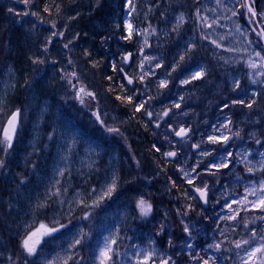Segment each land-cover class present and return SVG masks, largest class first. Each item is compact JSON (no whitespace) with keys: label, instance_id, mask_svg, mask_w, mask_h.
Returning <instances> with one entry per match:
<instances>
[{"label":"rangeland","instance_id":"374dc122","mask_svg":"<svg viewBox=\"0 0 264 264\" xmlns=\"http://www.w3.org/2000/svg\"><path fill=\"white\" fill-rule=\"evenodd\" d=\"M187 2L190 5L186 8V2L183 0L170 1V9L168 14L163 16V23L158 31L160 39L157 42V47L154 51L147 53L148 55L159 56L163 60V67L156 69V75L150 78L146 77L148 83H152V81L155 83L156 80L165 78L166 70L171 71L170 65L174 60H178L180 55L184 54L189 44L194 43L196 45V48L180 64L179 68H183L177 75L181 78L175 82V72L172 73L171 77H168L170 83L168 88L164 89L167 93L164 101L151 110L155 114L170 109L169 116L157 121L154 115L152 125L154 126L156 122L160 123L161 126L156 129L170 135H173V128L194 126L195 133L191 135L188 143L174 141L164 151H176L178 155L175 165L189 171L195 166L197 160H203L204 163L197 169L198 172H203L205 164L212 157H201L199 150L192 153L190 151L191 145L206 140L208 135L213 134V127L226 132L221 126L227 122V118H231L232 124L229 125V128L232 129V132L239 131L240 133L239 138L233 137L229 142L228 150L233 152L234 159L230 168L221 169L220 172L212 176L216 177V182L211 188V198H209V204L215 213H218V210L215 209L218 205L217 201L221 197L223 198L219 207V212L223 217L229 202L242 199L245 187H250L254 182L258 183L264 179V173L260 172L258 168V163L262 159L260 153H264V113L255 114L250 119L239 114L238 104H231L234 98L256 99L257 103L254 106H261L262 101H264V88L251 84L249 73L252 70L246 66L245 61L248 60V53L252 52L253 49L249 48L248 53H246L244 51L246 47L245 38L235 32L234 20L244 25L247 34L248 26L245 22H241L240 18L237 17H233L231 20L227 19L231 14L218 8L216 0H199L198 3L197 0H187ZM256 8L257 11L264 10V0H256ZM196 9L200 10L202 17H208L209 22L218 16L219 26L213 25L209 29L198 22V18L195 16ZM181 13L184 15L186 23H181L180 27L173 31ZM128 14V10L125 9L121 16V29L125 35H127V31L124 28V21L128 20ZM107 19L112 24L113 16ZM114 26L113 24L112 27ZM115 30L116 27L112 29V31ZM203 35H208L209 40H216L221 43L222 47L216 48L209 40L201 39ZM250 38L253 41L256 40L253 36ZM115 39L117 42L123 43L120 37H115ZM63 44L54 50L60 56L57 59L59 64L52 65L49 63L46 65L48 70L52 69L55 73L37 80L26 94L29 104L21 107L23 110L22 118L18 138L13 149L7 155L1 153V156H4L1 158L4 160V167L0 168V172L2 171L7 195L5 204L9 214L6 216V224L8 225V234L17 243L12 248H17V257L22 256L23 258L20 264H24L25 258L33 264H65V261L67 264H97L95 257L98 255L99 247L103 246L106 237L118 239L116 251L119 255L116 257V264H134V253L138 248H146L151 240L156 241L155 246L160 251L173 253L177 264H199L198 261L189 260L188 253L197 252L195 241L200 225L198 222L184 219V215H177V207L187 209L186 206L191 204L196 209V205L199 204L198 200L184 198L185 202H174L171 207L174 210L171 209L174 216H168L167 208L159 202V200L167 201L168 190L166 187L162 183L155 186L153 182L143 180L152 188L150 190L151 200L148 199L150 195L145 197L153 204L152 215L147 219H141L135 207L139 195L129 199L126 194H120L122 188H125L123 183H120L117 191L113 193L110 199L106 198L98 206L92 207L99 190L111 179L113 173H116L121 181V166L125 167L128 183L132 187L137 186L135 184L138 180L136 177L137 169L133 164L134 161H131V156H120L119 144L123 143L118 140L119 135L107 147L104 138L107 131L91 115L98 106L105 122L111 126H116L119 118L106 107L105 99H102L100 103L99 97H97V101L85 97V105L81 106L77 100L68 99L66 94L62 92L60 100L53 101L54 103L49 98L42 101V89L50 92V84L56 81L54 79L58 75L60 76L58 71L60 65V68L62 67L66 71H73L71 68L74 65L85 69L87 67L84 61L85 56L79 57L78 60H72L73 64L67 65L64 53L62 54ZM254 47L259 50V46L254 44ZM225 48L233 49V51H225ZM125 52L134 54L133 63L123 65L126 72L129 74L138 73L139 69L135 63L138 61V57H136L135 50L126 49ZM51 60L54 59L51 57ZM80 60L82 62L78 65L77 62ZM120 66H122L121 61ZM199 67L206 69V75L202 79L192 81L187 85L180 84L181 79L188 78ZM237 80H239L241 88L233 91L234 82ZM172 82H175V85H171ZM17 84L18 76L12 66L8 65V67L0 70V121H4L8 113L15 109L8 98L15 94ZM205 91H207L206 95ZM253 91L259 92L261 95L252 97ZM215 92L218 94L216 101H210V105L205 106L206 99H213L212 96ZM159 94L161 93L159 92ZM181 96L184 97L182 101L180 100ZM191 96L192 99L190 100ZM203 99L206 101L200 109L206 108V110L201 115L202 117L209 116L202 119H190L189 116L192 111L191 107H188L189 104L200 102ZM175 103H180L181 107L179 109L174 108ZM225 103H228L230 107L223 109ZM54 106L57 112L46 123L47 115L51 113ZM182 107H185L186 110H181ZM254 108L257 109V107ZM220 131L215 135H219ZM53 132V138L49 140L48 136ZM226 134L231 136V133L226 132ZM257 139L261 141L260 144L256 143ZM73 140H75L74 144ZM66 145H71V151ZM217 145L204 144L202 147H214L220 151L222 145ZM110 147L112 150L106 151ZM249 152L252 153L249 160L257 166L254 169V175L246 171L241 160V157ZM105 154L108 156L104 160ZM100 164L101 170H99ZM61 171L64 172L63 176L59 174ZM211 171L215 170L212 169ZM22 180L24 183H21ZM93 188L97 189V193L91 192ZM57 189L61 194L59 196L52 195ZM121 196L126 197L116 199ZM85 203L89 207H85ZM233 208L240 209L242 205L233 204ZM88 213H91L89 218L83 219ZM261 215L264 213L249 206L248 211H240V215L235 221L222 219L221 227L227 231L228 235L231 234L236 237L223 239L222 251L217 253L223 261L220 264H240L239 257L236 255L240 250L235 249L234 242L248 239L253 230L256 231L257 236L264 234V220L259 219ZM8 219L9 223H7ZM182 219L192 231L191 240L183 232V225L180 223ZM53 220H58L67 227L51 236H44L37 248V254L33 257H26L20 245L27 235V226L34 221L48 224ZM84 220H92L93 222L87 231ZM245 223L248 224L247 229L244 227ZM161 225L164 226L163 234L157 235ZM175 225L179 227L177 239L174 245L169 247L168 241L169 239L172 240ZM206 237L204 243L208 244ZM81 238V245L73 247L74 240ZM160 241H162L161 245ZM187 243H192L193 249H187ZM80 246H84L83 255H81ZM10 253L11 251L8 253L1 250L0 241L1 264L9 263Z\"/></svg>","mask_w":264,"mask_h":264},{"label":"snow or ice","instance_id":"6c2138e0","mask_svg":"<svg viewBox=\"0 0 264 264\" xmlns=\"http://www.w3.org/2000/svg\"><path fill=\"white\" fill-rule=\"evenodd\" d=\"M18 2L23 3L26 6V10L23 12H19L13 8H9V12H15L16 15H22L24 17H36L40 20V23H44V19L42 17V12L47 13L49 16L53 13V7L55 8L56 15H60L61 6L60 4H50L48 0H45L44 7L42 10H30L31 6L35 3V0H18ZM199 0H197V3ZM129 6H131V10L135 11L134 6L131 5V0H127ZM217 7L222 9L225 13H230L231 15L227 17V19H232L233 17L243 18L248 26L247 34L244 29V25L238 23L237 21H233L235 24V32L238 33L240 36L244 37L246 40V47L244 51L248 53V49L252 48V52L248 53V60L245 61L246 66L252 70L249 73V79L251 84L259 85L261 88H264V10L257 11L256 8V0H216ZM215 11V10H213ZM131 14V13H129ZM195 16L198 18V22L202 23L205 27L211 29L213 25L219 26V17L212 19L209 22V18L206 16H201L200 10L196 9ZM71 19H76L75 16L71 17ZM181 23H186L184 15L181 13L180 16L177 18L176 26L173 28V31H176ZM124 28L127 31L126 36H122L121 39L124 40H132L134 35L135 36H144L145 39L142 42V45L139 49V57L140 59L136 61V66L139 69V72H133L129 74L126 72L124 64L131 65L133 63L132 52L125 53L121 58V65L117 68L115 62L112 63V71L119 72L120 74V82H115L112 76H107L106 79L110 82L109 88L107 89L109 92L114 90L116 92L115 99L117 101L124 102L126 101L129 105H133V112L140 113L141 110H144V116L148 118L151 122L153 120V116L155 115L156 120H162L164 117L169 116V111L164 110L162 113H155L149 110L146 105H148L152 100L156 97L149 94L144 99H137V97L144 96L145 91L150 92V85L145 82L146 77H154L156 75V69L163 67V60L159 56L155 55H148L144 52V46L151 47L149 44V40L147 39L148 35H155L156 30L151 28L149 25L148 29H144L143 31L139 29H134L131 22L128 20L124 21ZM255 35L257 38L253 41L250 37ZM65 36V32L61 31L57 23L52 21L50 24V36L48 37L47 41L42 47L41 55H34L30 57L31 63L33 65H44L45 63L50 62L52 65H56L59 62L56 60L47 61L46 56L49 52V45L53 43V38H60L63 39ZM79 39V34L67 40L66 43L63 44L65 49H69L70 45L74 44L75 40ZM203 40H209L208 35H203L201 37ZM211 44H213L216 48H221V43L217 42L216 40H209ZM256 46H259V50H257ZM196 45L194 43L189 44L183 55L179 56L178 60H174L173 63L170 65L171 71L166 70L165 78L158 79L155 82L156 88L159 89H166L169 86V79L168 77L172 76L173 72L177 71V68L180 67L181 62L185 60V57L194 49ZM225 51H233V49L225 48ZM85 55L90 56L87 50H85ZM155 61V64L153 62ZM147 62V63H146ZM69 65L73 64V61L69 59L67 61ZM96 66V63H93V67ZM60 73V80L64 82L67 86V89L72 93V99L77 100L81 106L85 105V97L91 98L92 101H97V94L88 89L86 85L80 80L79 75L76 71H66L65 69L61 68L58 69ZM206 75V69L203 67L197 68L195 72H193L188 78L181 79L179 82L181 85H187L192 81L202 79ZM126 81V83H124ZM141 84L143 85V91L140 88H137L135 85ZM25 86L30 87L27 81H25ZM241 88V84L239 80L234 82L233 91ZM247 95V93H245ZM261 95V93L253 91L251 93L252 97H257ZM184 99L183 96L180 97L182 101ZM257 103L256 99H236L234 98L231 101L232 105H241L248 109H252L253 106ZM174 108L179 109L181 107L180 103H175L173 105ZM230 105L225 103L223 105V109L229 108ZM23 110L17 108L15 111L9 112L7 115L6 120L0 121V153L7 155L9 150L12 149L14 140L17 136L19 126L21 123ZM91 115L95 117V121L100 124L102 128H104L109 134L112 135H119L124 136L123 131L118 126H109L105 120L102 118V114L100 112L99 107L97 106L95 111H92ZM133 118H136L135 116ZM232 124L231 118H227V122L224 123L221 127L226 130L227 133H231V136L226 134L225 131H220L218 128L213 127L212 133L207 136L206 140H202L200 142L193 143L191 147L199 150V155L201 157H212V159L208 160L207 164H205L203 172H198L197 169L200 168V165L204 163L203 160H197L195 162V166L191 168V170H186L185 168L181 167L178 170L182 174V179L185 183H187L190 187L185 189L183 192L185 199L190 200H199L203 202V204H208L209 202V193L210 188L206 181L201 180L200 183H196V180L204 174L207 175H216L217 172H220L221 169H228L230 168L232 161L234 159L233 152L229 151L228 148L230 147V140L235 137L239 138L240 133L239 131L232 132V129L229 128V125ZM147 127V124L144 125ZM156 128H159L161 125L160 123L156 122L154 125ZM192 129L185 128L180 126L179 128H173L172 133L175 137L179 138L180 142L188 143L191 139L189 133ZM220 131L219 135H215ZM54 132L50 133L48 139L51 140L53 138ZM126 139V138H125ZM166 139H168L166 137ZM171 145L173 142L171 140L168 141ZM75 140H73V144ZM257 144H260L261 141L259 139L256 140ZM204 144L210 145H222L220 151H218L214 147H202ZM68 150L71 151V145H66ZM152 148L161 153L165 160L177 158V152L173 150L164 151L162 152L161 148L158 147L156 144L152 145ZM252 153H247L241 157L242 162L245 165L246 171L249 174L254 175V169L257 167L256 165L252 164V161L249 160V157ZM262 159L258 163L259 171L264 173V153H260ZM133 160H135L137 168L140 167V161L133 156ZM4 167V160L0 159V168ZM214 169L215 171H211ZM61 176L64 175V172L61 171L59 173ZM171 179V178H170ZM21 183H24L22 180ZM120 177L113 173L111 179L105 183L104 186L99 190V194L95 197L93 201L92 207L98 206V204L103 201L104 199H110L120 186ZM173 187H178L176 182L172 181ZM92 193H97V189L93 188L91 190ZM190 193H194V195H190ZM61 193L59 189L52 195L59 196ZM252 197V199H249ZM219 201H217L218 203ZM233 204L242 205L240 209H234ZM85 207H89L85 203ZM249 206L252 209H258L261 213H264V179H261L258 183L254 182L250 187H245L244 194L241 200H233L227 204V209L232 213L231 215H225L221 217V219L228 221L232 220L235 221L239 215L240 211H248ZM136 209L139 212V217L141 219H147L152 215L153 212V204L145 198L144 195H141L135 205ZM187 211L183 212V215H187L188 211H195L191 204L186 206ZM91 213H88L83 217V219H88ZM167 215V214H166ZM177 215H181L180 211H177ZM259 219L264 220V215H261ZM180 223L183 225V232L186 234L189 240L192 239V231L189 228L188 224L182 219ZM38 224V226H37ZM67 225L61 224L58 220H53L50 223L46 224L43 222H36L34 221L32 224L27 226V235L22 240L20 247L23 249V253L26 257H33L37 254V248L41 243V240L44 236H51L55 233L61 231V229L66 228ZM217 227H219L217 225ZM244 227L247 229L248 224L245 223ZM164 226L161 225L159 231L156 233L157 235L163 234ZM235 231V229H233ZM223 231L221 230L220 235H223ZM82 238L76 239L73 242V247L77 245H81ZM224 241L221 240L219 242L208 243L205 247H203L202 251L204 255H201L200 252L191 251L188 253V259L191 261H198L199 264H220V258H218L215 254L222 251V245ZM118 244V239L116 237H106L104 240V244L102 247H99L98 255L95 257V261L97 264H116V257H118L119 253L116 251V245ZM169 246H172V241L169 239L168 241ZM156 241L151 240L146 248H138L137 251L134 253L135 261L134 264H177V261L174 259V254H169L160 251L156 246ZM246 246V247H245ZM235 249H238L236 255L239 257L240 264H264V234L257 236L255 230L252 231L251 236L248 239L244 240H237L234 242ZM187 249H193L192 243L186 244ZM227 251V249H224ZM24 264H29V261L25 258ZM67 264V261H65Z\"/></svg>","mask_w":264,"mask_h":264},{"label":"trees","instance_id":"16d2710c","mask_svg":"<svg viewBox=\"0 0 264 264\" xmlns=\"http://www.w3.org/2000/svg\"><path fill=\"white\" fill-rule=\"evenodd\" d=\"M57 1L63 2V0H57ZM170 1L171 0H131V5L134 6L135 8V11H132L131 6H129V4L127 3V0H94L93 6L89 7L88 11H90L89 14L91 15H95L97 17L105 19L107 17H111L115 15L121 17L125 9H127L128 12L131 13L128 14V17H129V22L132 23L134 29H139L143 31L144 29H148L149 25H151V28L156 30V34L148 35L147 37V39L149 40V44L151 45V47L144 46V52L147 54L148 52L154 51L155 48L157 47L158 29L163 23V16H165V14L170 9L171 6ZM183 1L186 2L185 7L186 8L189 7L190 4L187 2V0H183ZM44 2L45 0H35V3L31 6L30 10L32 11L42 10L44 7ZM9 8H13L19 12H23L26 10V6L23 3L18 2V0H0V52L1 51L3 52L6 43L10 42L12 43L11 54L14 55L18 44L25 41L28 33L31 34L34 33V31L39 27V25H41V23L40 20L37 19L36 17H31V16L24 17L22 15H16L15 12H9L8 11ZM55 13H56L55 9L53 8L52 15H54ZM47 16H49L47 13L42 12V17H47ZM240 19L243 20V18ZM57 26L61 31H64L65 33H67L68 31L72 33L78 27V23L76 21H71L69 23L62 25L57 24ZM66 26H68L69 29H66L65 28ZM121 27L122 24L119 23L118 28L120 29L121 32L120 38L122 36H126L125 34L122 33ZM2 30H5V33H2ZM43 32H44L43 34L44 36L41 39L45 43L48 37L50 36V30ZM47 33H49L48 36ZM70 38L72 37L66 34L63 39L53 38V43L49 45V51L56 50L57 46L61 47V45L67 42V40ZM144 39L145 37L143 35L142 36L134 35L132 40L121 39L123 43L121 44L117 42L116 45L114 46V49L109 52L105 51L106 50L105 47L104 53L106 55V61H108L107 63L108 67L106 66L101 68V67H93L90 65H86L87 66L86 69L88 73L87 77L89 76V78H92V80L87 81L85 83L83 82V84L86 85L88 89L94 91L97 94V97L101 99L100 103L102 102V99H105L106 107L112 110L114 114L119 118V122L116 123V126L120 127L124 133V136H120V138L118 139L120 142L123 143V144H119L121 156L122 157L131 156V161H134V163L135 160H133V156L140 161L139 168H137L135 163V167L137 169L136 177L138 179L136 180L138 182L137 187H132V185H130L124 177V175L126 176V173L125 174L123 173V179H122L123 184H128L127 187H125L126 191L132 194L136 191V189H138L142 194L146 196L150 195L148 199L151 200L152 196L149 193L151 186L145 187V184L143 183V180H149L153 182L154 185L159 184L161 182L165 183L169 189L170 196L173 198H179L183 196L184 190L187 189L184 180L181 178L182 174L177 168L174 169L173 164L164 163L162 159L163 156L161 155V153L156 152L152 148V145L156 144L158 147L161 148L162 152L166 150V147L168 149L170 145L168 141L171 140L172 142H174L172 135L167 134L162 130L156 129V127L152 125L153 121L150 122L148 118L144 116L143 109L141 110L140 113H134L133 105H129L126 101L124 102L117 101L115 99V95L118 89L112 92H109L107 90L110 85V82L106 79L107 76L110 75L114 78L115 82L117 83L120 82L119 72L112 71V67H111L112 63L115 62L117 68H119L122 54L126 49H129V51L135 49L136 57H138L139 60L140 57L138 53ZM23 44H24L23 52L26 53L29 58L36 55L37 50L31 41H29L28 43L24 42ZM101 48H102L101 43L100 42L98 43L95 39L93 40L80 39L79 41L75 40V43L70 45L69 49H64L65 63L69 65L67 63L69 59L78 60V58L82 56L80 54L85 55V50L91 53L90 56L85 55L86 57L84 61H86V59L88 61L94 55L98 54ZM2 52L0 53L1 55ZM29 58L27 60V57L24 58L21 56H17V58H15L16 61L13 60L12 64L18 76V82L19 80L25 79L23 71L26 66H23L21 62L26 63L27 64L26 68H28L30 72L35 73L34 70L35 68H31L33 67V64L31 63V60ZM1 62L2 60L0 59V63ZM81 62L82 60L78 61L77 64L80 65ZM45 65L46 63L44 64V66ZM71 69L77 72V74L80 77V80L82 81L81 79L82 71H80L82 68L80 66L74 65L72 66ZM174 75H176L174 79L175 82H178L180 77H178L177 73H174ZM39 77L33 82H28L30 87H19L17 84L15 94L8 98V100H10L11 104H13L16 109L24 107L29 104L28 103L29 101L26 99V94L29 91V89L33 87L35 82L39 80ZM54 80L56 81L54 83H51L49 88L50 89L49 91L51 93L46 92L44 91V89H42L43 93L41 97L48 96L52 99V101L56 102L60 100V94L64 92L68 99H72V93L67 89V86L64 84V82L60 80V76L58 75L57 78ZM145 82L148 83L146 78H145ZM175 82H172L171 85H175ZM148 84L151 86L150 92L145 91L144 96L137 97V99H144L149 94L155 96L156 98L148 104L149 110H152L154 106L161 104L164 97L166 96L165 94L167 93L164 89L158 90L153 81L152 83H148ZM135 86L137 88H140L142 91L144 90L143 85L141 84H136ZM159 92L161 94L158 95ZM206 94L207 91H205V95ZM191 99L192 96L190 97V100ZM204 101L205 99L197 103L193 102L189 104L188 107H191L192 110L190 119L191 118L196 119L198 117H201L203 110H201L200 108L204 103ZM148 105H146L147 108ZM54 108L55 106L52 108L51 113L47 116L46 123H48L50 119L54 116V114L57 112L56 108L55 109ZM252 113L253 110L251 109L250 114ZM134 116L136 118H133ZM145 124H147V127L144 126ZM108 125L111 126V124ZM191 129L192 132L195 131L194 128ZM116 137L117 135H112L107 132V135L104 136V138L106 139L107 147L109 146L110 143H113L115 141ZM166 137L168 139H166ZM1 158H4V156L3 155L1 156L0 153V159ZM128 160L130 161V159ZM122 172H125L124 167H122ZM204 178H205L204 176H201L198 178V181L203 180L206 182H210L209 178H205V179ZM173 180L176 182L178 187L172 186ZM134 188L136 189L134 190ZM125 189H123V191H125ZM6 198L7 195H6L5 185L3 183L2 171H1L0 172V241L7 245L6 251L8 253L11 251V253L9 254L10 261L8 264H20L22 261V256L17 257L18 249L12 248L13 246L17 245V243L10 244L11 241L9 240L11 239L8 238L6 233L8 225L3 224L2 222L3 218L6 222V216L9 215L7 213V206L5 204ZM161 203L168 208L165 201H162ZM196 214H197L196 218L201 220L205 231H209L210 228L213 229L214 226L213 223L211 222L210 219L207 218V216H213L212 212L207 213L202 210H199V212ZM225 215H231V212L228 209H226ZM189 217L191 216L189 215ZM91 223L92 220H87L85 222L87 227H89V224ZM219 226H221V223L219 224ZM197 245H198V249L201 251L202 250L201 245L200 244Z\"/></svg>","mask_w":264,"mask_h":264},{"label":"bare ground","instance_id":"6f19581e","mask_svg":"<svg viewBox=\"0 0 264 264\" xmlns=\"http://www.w3.org/2000/svg\"><path fill=\"white\" fill-rule=\"evenodd\" d=\"M50 4L56 3V4H60L61 6V10H60V15L57 16L56 13L52 16H47V17H43L44 19V23L39 25V27L34 31V33H28L27 38L25 39V43L31 41L33 43V45L35 46L37 52L36 55H41L42 54V47L45 44L43 42V40L41 39L44 35L43 31H49L50 30V24L52 21H55L57 24H66L69 23L71 21H76L78 23V27L72 32L70 33V31H68L67 33H65L66 35H70L71 37L76 36L77 34H79V39H85V40H93L95 39L98 43L100 42L102 45L101 50L99 51L98 54L94 55L90 60L85 61V65H90L93 66V63H96L95 67H108L107 63L108 61H106V55L104 53V48L106 49V52H109L111 50L114 49V46L116 45L117 41L115 39V37H120L121 32L120 29L118 28L119 23L122 22V18L119 17L118 15L113 16V22L112 24H110L109 20L107 18L102 19L100 17H97L95 15H91L89 14L90 11L89 7L93 6L94 0L93 2H91V0H63V2L57 1V0H48ZM64 4V5H63ZM54 8V7H53ZM55 9V8H54ZM5 10V8H4ZM75 16L76 19H71V17ZM113 24L115 25L114 27ZM115 31H112V29H115ZM66 29H69L68 26L65 27ZM2 33H5V30H2ZM123 33V32H122ZM49 35V33H47V36ZM111 37V38H109ZM114 39V41H113ZM24 42L19 43L16 51L14 53V55L11 54L12 51V43L8 42L6 43V46L2 52V55L0 54V59L2 60L1 64H0V70L2 68H6L8 67V65L13 66V60L16 61L15 58H17V56H21L26 58L28 60V55L26 53L23 52L24 49ZM75 43V42H74ZM113 47V48H112ZM65 49V48H64ZM64 49L62 50V54L64 53ZM135 50V49H134ZM0 52V53H1ZM24 54H23V53ZM65 55V53H64ZM82 56H85L83 54H80ZM80 56V58L82 57ZM51 57L57 61L58 58H60V56L55 53V51H49L46 59L47 61H51ZM86 57V56H85ZM84 57V59H85ZM11 60V62H10ZM50 62L46 63V65H49ZM21 64L23 66L27 67V64L24 62H21ZM59 64V63H58ZM46 65H33V67L31 68H35V73L34 72H30V70L28 68H24V80H19L18 82V86L19 87H26L25 86V81L27 82H33L35 81L40 75L39 80L48 77L50 75H53L55 72L54 70L50 69L48 70V68L46 67ZM61 66V65H60ZM60 66L58 67V69L60 68ZM15 70V68H14ZM80 71H82L81 75H82V81H91L92 78H89V76L87 77L88 73H87V69L82 68ZM41 73V74H40ZM45 75V76H44ZM48 75V76H47ZM55 77V76H54ZM3 224H6L4 218L2 220ZM7 223H9V219L7 220ZM7 236L8 238H10L11 243L10 244H16L15 240L13 237H11L8 234V229L6 230ZM6 247L7 245L3 242H1V250L2 251H6Z\"/></svg>","mask_w":264,"mask_h":264},{"label":"water","instance_id":"95a60500","mask_svg":"<svg viewBox=\"0 0 264 264\" xmlns=\"http://www.w3.org/2000/svg\"><path fill=\"white\" fill-rule=\"evenodd\" d=\"M177 138V137H176ZM169 160H172V159H169ZM203 203V202H202Z\"/></svg>","mask_w":264,"mask_h":264}]
</instances>
